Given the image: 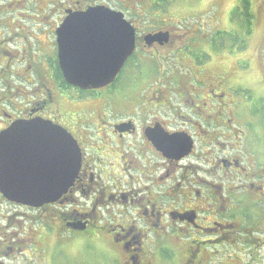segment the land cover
I'll use <instances>...</instances> for the list:
<instances>
[{
  "label": "flooded vegetation",
  "instance_id": "flooded-vegetation-1",
  "mask_svg": "<svg viewBox=\"0 0 264 264\" xmlns=\"http://www.w3.org/2000/svg\"><path fill=\"white\" fill-rule=\"evenodd\" d=\"M48 1L0 0V132L49 120L75 140L80 166L53 203L0 194V264H264V95L225 52L247 46L248 23L222 49L217 12L191 30L171 20L172 0H58L53 18ZM96 5L131 24L134 48L112 81L81 89L65 80L57 30ZM47 48L48 75L14 87L12 62L31 72Z\"/></svg>",
  "mask_w": 264,
  "mask_h": 264
},
{
  "label": "water",
  "instance_id": "water-1",
  "mask_svg": "<svg viewBox=\"0 0 264 264\" xmlns=\"http://www.w3.org/2000/svg\"><path fill=\"white\" fill-rule=\"evenodd\" d=\"M57 41L66 82L99 88L113 80L132 53L134 29L120 12L96 5L67 13ZM79 166L75 140L49 120H17L0 132V194L10 202L31 207L55 202Z\"/></svg>",
  "mask_w": 264,
  "mask_h": 264
},
{
  "label": "rangeland",
  "instance_id": "rangeland-1",
  "mask_svg": "<svg viewBox=\"0 0 264 264\" xmlns=\"http://www.w3.org/2000/svg\"><path fill=\"white\" fill-rule=\"evenodd\" d=\"M65 1V0H61ZM95 1V0H93ZM99 2H105L106 0H97ZM110 1V4H116L119 0H108ZM251 1V14H253V18L251 19V25L252 28V34L249 37L248 44L245 46L243 42L236 43V49L230 46L231 41L234 42V39L231 37V32L234 31V29L237 27L236 30H239L240 35L244 33V29H241V25L246 26V20L241 19L240 17L236 16V18L233 17L234 21H232L229 18V15L231 14L232 9L238 4V0H172L173 3L172 6L169 8V11H171L170 15L172 17L171 20L176 21H182L186 26H189L191 30L195 28V21L204 20L209 21L211 20L212 16L217 12L218 14V21L221 19V28L226 33V36L223 37V43H224V49H230L226 50L225 52H230L231 55H236L235 57L238 59V64L240 66V70L248 69V75L244 77V83L248 84L249 88L254 91L255 93H259L264 95V76L262 79V75L260 76V73H262L264 70V0H249ZM45 4V3H41ZM47 5V16L51 14V18H53L54 15H57L58 13H55V11L58 9V0H54L53 2L48 1L46 3ZM13 12L11 11L10 15L11 18H13ZM16 14V12H15ZM202 18V19H201ZM16 20V19H14ZM52 21V20H51ZM146 23L145 21H143ZM20 22L19 24H21ZM243 23V24H242ZM24 24V23H22ZM193 24V25H192ZM177 28L183 33L184 29L176 24ZM220 28V29H221ZM29 32V31H26ZM230 35H229V34ZM238 35V34H236ZM40 36H43L42 34ZM51 39H54V36H50ZM42 38V37H41ZM52 39V40H53ZM12 48V47H11ZM15 49V48H13ZM12 49V50H13ZM221 49V48H220ZM222 51V49L220 50ZM223 52V51H222ZM15 53V50H14ZM43 57L45 60V63L43 67H40L36 64L37 61H34L35 63L33 66H31L32 70L29 72V70L26 69L28 66L26 64L21 63L19 65V59L12 62V67L14 71L13 77V84L14 87H21L26 88L28 86L27 82H24L22 79L23 77L30 75L33 78H35V71H37L39 74H46L48 75L49 70L51 71V68L48 67L49 63L52 62L54 58V51L52 49H46L43 51ZM248 60H246L247 58ZM262 66H261V64ZM248 65V67H247ZM17 67H20L19 70ZM18 78V79H17ZM244 83L243 86L247 87ZM51 81L48 79L46 85L48 87H51ZM239 85V84H238ZM28 88V87H27ZM33 233V232H32ZM28 252V251H27ZM30 258L32 254L30 253ZM35 255H33L30 261V264H36ZM98 255L96 254V258ZM255 264H259L256 262Z\"/></svg>",
  "mask_w": 264,
  "mask_h": 264
},
{
  "label": "trees",
  "instance_id": "trees-1",
  "mask_svg": "<svg viewBox=\"0 0 264 264\" xmlns=\"http://www.w3.org/2000/svg\"><path fill=\"white\" fill-rule=\"evenodd\" d=\"M240 1L239 2L241 4V6L244 7V11H245V14H243L244 20H246V23H248L247 26L250 27L251 19L253 18V14H251V8H250L251 7V1H249V0H240ZM248 10H249V12H248ZM235 11L236 10L234 9L231 12L230 19H232L233 17L236 18V16L242 18L241 15H239V14L236 15ZM233 21H234V19H233ZM247 26H245V27H247ZM222 33H223V37L226 36V33L224 31ZM223 46H224V43H223ZM222 49H224V48H222Z\"/></svg>",
  "mask_w": 264,
  "mask_h": 264
}]
</instances>
